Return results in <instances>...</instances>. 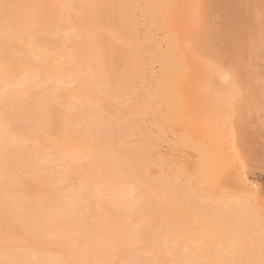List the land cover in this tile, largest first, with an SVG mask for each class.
<instances>
[{
	"label": "bare ground",
	"instance_id": "1",
	"mask_svg": "<svg viewBox=\"0 0 264 264\" xmlns=\"http://www.w3.org/2000/svg\"><path fill=\"white\" fill-rule=\"evenodd\" d=\"M262 3L0 0V262L261 264Z\"/></svg>",
	"mask_w": 264,
	"mask_h": 264
},
{
	"label": "rangeland",
	"instance_id": "2",
	"mask_svg": "<svg viewBox=\"0 0 264 264\" xmlns=\"http://www.w3.org/2000/svg\"><path fill=\"white\" fill-rule=\"evenodd\" d=\"M183 11H185L186 12V9H185V7L183 8ZM182 11V12H183ZM183 14H184V12H183ZM203 23V21L202 22H199V26H198V29L199 30H197V29H191L190 30V28L188 29V28H186V29H188V33L186 32V39H184V42H185V44H186V46H189V49L191 48V52L195 49L197 52H200V50L202 51L203 49V46L200 44L201 43V40L202 39H204V40H206L207 38H206V36L208 37L209 36V34H207L205 31H209V30H207V29H209V27L208 26H210L208 23H207V25H206V23L205 24H203V25H201ZM205 25V26H204ZM202 26V27H201ZM204 29V30H203ZM194 31V32H193ZM174 32V31H173ZM193 32V33H192ZM200 33V34H199ZM204 33V34H203ZM178 37H180V35L181 34H176ZM196 35V36H195ZM189 40V41H188ZM188 41V42H187ZM183 42V43H184ZM201 45V46H200ZM210 44L208 43V46H209ZM200 49V50H199ZM208 69V68H207ZM192 70V69H191ZM191 70L189 71L188 70V72H189V75H190V77H188V80L186 81V85H184L185 86V88H187L188 87V89H186V90H188V91H190V94H193L192 96L193 97H191L192 99H190V101H189V103H192L193 102V104H191V105H193V108H192V110H191V112H193V109H194V113H191V115L189 114V117L191 118H189L188 117V120L186 119L185 120V123H187L188 122V124L189 125H191V122L193 121V119H194V115H195V106H194V103L196 104V101H195V98H194V94H195V92L197 91V92H199L201 89H200V86H198V78H197V76L196 77H194V72L195 71H193L192 73H191ZM168 72V71H167ZM204 72V71H203ZM193 76V77H192ZM191 78V79H190ZM195 78V79H194ZM197 78V79H196ZM194 84L196 85L195 86V88L196 89H193L194 88ZM192 86V87H191ZM191 89V90H190ZM193 90H194V93H193ZM192 101V102H191ZM197 113V112H196ZM192 114H194L193 116H192ZM193 117V118H192ZM189 120H191L190 122H189ZM187 121V122H186ZM160 123H163V122H160ZM192 123H194V122H192ZM194 125V124H193ZM179 131H178V134L179 135H186L187 134V131L184 129V125L182 126L181 124H180V126H179ZM196 134V136H197V134H199V133H195ZM200 136H203L201 133L199 134ZM203 137H205V136H203ZM246 137V138H245ZM197 139V138H196ZM197 140H200V138H198ZM255 141V140H254ZM214 142H218V141H214ZM234 142V141H233ZM236 143H237V145H236ZM254 142H249V138H248V136H247V134H245V132L244 131H242V125L240 124L239 126H237V139H236V141L233 143V144H235L234 146H235V154H237L236 156L237 157H239V158H241V160H242V165H244L243 167V171L245 172V174H246V176H247V179H248V181L250 182H253V183H255L256 184V182H257V184H256V188L258 189L257 190V192H256V195L254 196L255 198H256V200H258V203L261 205V206H263V208H264V163H262V161H264V156L262 155H260V153H264V149H262L261 148V150L259 149V146L260 145H258L257 144V142H255V144H253ZM207 144H208V142H207ZM207 144H206V142H205V145L207 146ZM215 144V143H214ZM208 145H210V144H208ZM208 147V146H207ZM257 147V148H256ZM237 151V152H236ZM180 154H178V156H179ZM193 156H195V155H193ZM185 159H186V161H187V159H189L188 157H185ZM262 159V160H261ZM180 161H182L183 159H179ZM235 160V159H234ZM237 160V159H236ZM195 161V160H194ZM196 162V161H195ZM194 162V163H195ZM235 162V161H234ZM234 164V163H233ZM238 165V161L235 163V165ZM230 166L231 165H227V169H230ZM234 174H235V171H234ZM255 181V182H254ZM227 188H231V186L229 185V186H227ZM236 190V189H235ZM234 189H231L230 190V192L231 191H235ZM258 195V196H257Z\"/></svg>",
	"mask_w": 264,
	"mask_h": 264
},
{
	"label": "snow or ice",
	"instance_id": "3",
	"mask_svg": "<svg viewBox=\"0 0 264 264\" xmlns=\"http://www.w3.org/2000/svg\"><path fill=\"white\" fill-rule=\"evenodd\" d=\"M174 7H183V6H174ZM198 8L201 9V18H203V16L206 14L207 11V5L201 4L198 5ZM261 8H262V14H264V3H262ZM231 132H232L233 140L235 142L237 139V128L235 121H233L232 123ZM221 134H222V130H221ZM262 163H264V161H262ZM0 264H2V262H0ZM261 264H264V260L261 261Z\"/></svg>",
	"mask_w": 264,
	"mask_h": 264
}]
</instances>
